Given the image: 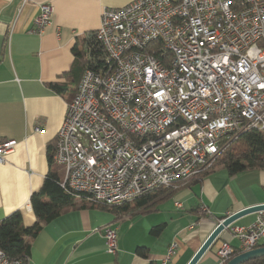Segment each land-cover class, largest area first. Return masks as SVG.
<instances>
[{
	"label": "built area",
	"instance_id": "obj_1",
	"mask_svg": "<svg viewBox=\"0 0 264 264\" xmlns=\"http://www.w3.org/2000/svg\"><path fill=\"white\" fill-rule=\"evenodd\" d=\"M53 13L42 5L32 32L42 34ZM90 43L93 68L53 152L65 195L123 206L177 190L211 171L229 143L264 132V0H132L103 10ZM16 147L0 139V165ZM101 232L116 255L117 228ZM230 233L239 246H216L218 264L264 246V210ZM177 251L175 241L163 264ZM0 264L24 262L0 249Z\"/></svg>",
	"mask_w": 264,
	"mask_h": 264
},
{
	"label": "crops",
	"instance_id": "obj_2",
	"mask_svg": "<svg viewBox=\"0 0 264 264\" xmlns=\"http://www.w3.org/2000/svg\"><path fill=\"white\" fill-rule=\"evenodd\" d=\"M131 1L0 0V139L17 142L15 152L0 165V222L20 212L23 226H34L37 217L27 209L31 197L50 174L63 180L64 169L54 162L53 152L85 71L81 61H87L86 50L103 10ZM44 4L54 8L52 24L42 34L33 33ZM74 203V208L43 226L31 242L25 264H163L175 241L178 251L170 264H189L225 218L264 205V170L232 176L217 167L177 190L145 196L125 212L103 209L83 198ZM256 218L252 213L237 220L197 264H218L216 246L224 241L239 246L231 227L250 226ZM108 225L118 230L116 255L107 252L101 232ZM158 226L162 231L153 234ZM140 248L146 257L138 254Z\"/></svg>",
	"mask_w": 264,
	"mask_h": 264
},
{
	"label": "trees",
	"instance_id": "obj_3",
	"mask_svg": "<svg viewBox=\"0 0 264 264\" xmlns=\"http://www.w3.org/2000/svg\"><path fill=\"white\" fill-rule=\"evenodd\" d=\"M91 46L94 47L95 45L92 43ZM83 55L80 52L77 56L82 60ZM81 64L83 70L93 68L90 60L85 63L82 60ZM52 87L56 88L58 85L54 84ZM217 167H223L232 176L250 170H264V132H251L245 134L236 142L229 143L218 156L211 171L205 173V176ZM61 180L59 174H50L45 179L41 190L31 197V208L37 217V223L34 226L24 227L20 212H15L0 222V249L9 258L23 260L25 264L30 255L31 242L43 229V226L55 220L64 210L75 207L74 200L76 198L64 194L61 188ZM94 205L115 212H125V209L129 206V204L107 206L100 203ZM148 208H145V210H150ZM162 228L163 226L155 227L152 233L159 234ZM260 247L264 246L260 245L257 248ZM241 253H237V255ZM138 254L146 257L145 250L142 248L138 250ZM244 264H264V258L255 259Z\"/></svg>",
	"mask_w": 264,
	"mask_h": 264
},
{
	"label": "water",
	"instance_id": "obj_4",
	"mask_svg": "<svg viewBox=\"0 0 264 264\" xmlns=\"http://www.w3.org/2000/svg\"><path fill=\"white\" fill-rule=\"evenodd\" d=\"M262 210H264V205L249 207V208H246L242 211H239L231 215L230 217L225 218L222 222L219 223V225L211 233V235L208 237V239L203 244V246L200 248V250L196 253L193 259L189 262V264H197L203 258V256L209 251V249L218 239L220 234L224 232L227 228H229L232 224H234L237 220H239L240 218L248 214L258 213L259 211H262ZM259 258H264V247H260L257 249H253V250L238 254L232 259H230L226 264H244L246 262L259 259Z\"/></svg>",
	"mask_w": 264,
	"mask_h": 264
},
{
	"label": "rangeland",
	"instance_id": "obj_5",
	"mask_svg": "<svg viewBox=\"0 0 264 264\" xmlns=\"http://www.w3.org/2000/svg\"><path fill=\"white\" fill-rule=\"evenodd\" d=\"M237 147V146H236ZM188 185V184H187ZM186 186V185H185ZM166 191H170V190H166Z\"/></svg>",
	"mask_w": 264,
	"mask_h": 264
}]
</instances>
